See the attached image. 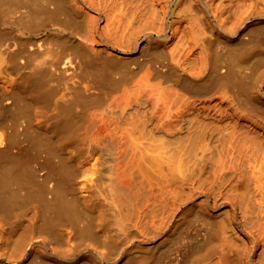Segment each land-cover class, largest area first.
Returning a JSON list of instances; mask_svg holds the SVG:
<instances>
[{
	"label": "bare ground",
	"instance_id": "6f19581e",
	"mask_svg": "<svg viewBox=\"0 0 264 264\" xmlns=\"http://www.w3.org/2000/svg\"><path fill=\"white\" fill-rule=\"evenodd\" d=\"M0 264H264V0H0Z\"/></svg>",
	"mask_w": 264,
	"mask_h": 264
},
{
	"label": "rangeland",
	"instance_id": "374dc122",
	"mask_svg": "<svg viewBox=\"0 0 264 264\" xmlns=\"http://www.w3.org/2000/svg\"><path fill=\"white\" fill-rule=\"evenodd\" d=\"M26 33L28 34L27 31H26ZM42 33H43V34H44V33H45V34H50L51 32L48 31V30H44V29H43V30H42ZM56 45H57V46H56ZM59 46H60L59 44H55V47H54V48L57 49V50H61L62 48L60 47V49H59Z\"/></svg>",
	"mask_w": 264,
	"mask_h": 264
}]
</instances>
